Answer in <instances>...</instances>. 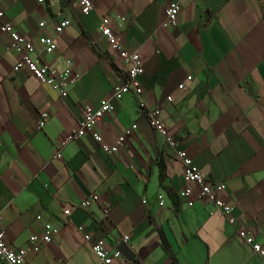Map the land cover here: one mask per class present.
<instances>
[{"label":"crops","instance_id":"0c3cea01","mask_svg":"<svg viewBox=\"0 0 264 264\" xmlns=\"http://www.w3.org/2000/svg\"><path fill=\"white\" fill-rule=\"evenodd\" d=\"M168 1L91 0L82 14L74 0H0L4 17L32 39L34 56L59 70L70 61L77 75L59 97L28 72L12 70L18 53L6 49L8 37L0 32V228L11 248L27 246L45 223L59 231L24 264H98L75 231L79 225L111 251L128 237L133 258L120 256L116 264H264L236 235L238 228L264 225V0H172L179 5L176 24L162 27ZM103 16L142 60L145 106L158 109L177 147L208 181L225 185L234 224L196 199L195 188L191 207L177 198L184 187L180 164L131 93L95 126L110 145L136 125L117 151L103 152L89 133L60 144L82 104L97 106L124 76L98 33ZM61 18L69 25L55 33ZM38 34L54 38L51 53L41 51ZM41 111L48 117L37 128ZM90 194L98 201L80 209Z\"/></svg>","mask_w":264,"mask_h":264},{"label":"built area","instance_id":"2783aa9c","mask_svg":"<svg viewBox=\"0 0 264 264\" xmlns=\"http://www.w3.org/2000/svg\"><path fill=\"white\" fill-rule=\"evenodd\" d=\"M74 1L82 14H87L92 8L91 0ZM178 11V3L172 0L168 1L163 9L161 26H175ZM37 25L38 27H42L44 22L39 21ZM68 25L69 20L67 18H61L54 23L53 30L55 33H60ZM97 30L98 33L105 38L108 47L116 52L117 57L124 66V76L112 85L109 94L101 99L97 106L82 104L81 115L76 126L67 133L60 144L63 145L68 141L75 140L89 133L92 139L99 143V147L103 152L112 153L117 151L126 137L136 128V125L131 124L124 128L110 145L101 142V136L95 129V126L103 115L109 114L114 110V101L119 100L125 93H131L136 98L137 105L141 108H145V114L151 129L159 134L163 141L173 150V155L180 164L181 178L184 187L177 193V198L181 200L186 207H191L195 200V198H192L191 193L195 188L197 190L196 199L209 203L213 209L224 218L227 224H234L235 219L232 214L233 206L223 195L225 185L223 183H211L208 181L194 165L188 154L183 149L177 147L176 139L168 134L165 125L160 120L158 109L156 107L145 106L142 96L143 91L139 80L140 75L143 73L142 60L139 54L136 51H128L122 46L117 35L109 27L108 18L106 16L100 18L97 24ZM0 32L5 33L8 37L6 49L18 53V58L12 65L13 71L24 70L28 72L39 81V83L48 86L61 98L68 94L69 87L77 77V75L72 72L70 61L67 62V66L64 69L59 70L41 60L40 56H34L35 45L32 39L20 34L18 30L14 28L12 22L4 17L1 9ZM35 39L43 53H51L56 47L54 38L49 35L38 34ZM190 78V75L185 76L186 80ZM177 87L182 88L183 83H178ZM166 99L170 100V96L167 95ZM47 117L48 113L46 111L40 112L36 121L37 128L42 127ZM55 156L59 157L60 153L56 151ZM156 200L158 206H162V194H158ZM97 201V195L90 194L87 198L78 203V207L80 209H87ZM69 213V209L62 211L64 217H68ZM35 219H39V217H35ZM75 231L84 243L89 244L90 250L98 261V264H116V261L120 258V254L116 250H109L104 240L97 239L91 241V236L85 232L84 227L80 225L75 227ZM58 232L57 225L45 223L42 225L38 234L29 236L27 246L11 248L6 243L4 233L0 228V264H24L27 255L37 253L43 245L50 243L53 238L58 235ZM236 235L264 262V225L238 228L236 230ZM126 241H128V237L123 236L122 242L125 243Z\"/></svg>","mask_w":264,"mask_h":264},{"label":"water","instance_id":"95a60500","mask_svg":"<svg viewBox=\"0 0 264 264\" xmlns=\"http://www.w3.org/2000/svg\"><path fill=\"white\" fill-rule=\"evenodd\" d=\"M115 250L120 254L122 258L126 261H130L133 258V253L129 250V248L124 243H119Z\"/></svg>","mask_w":264,"mask_h":264},{"label":"trees","instance_id":"16d2710c","mask_svg":"<svg viewBox=\"0 0 264 264\" xmlns=\"http://www.w3.org/2000/svg\"><path fill=\"white\" fill-rule=\"evenodd\" d=\"M160 164V163H159ZM161 168H162V166L160 165L159 166V170H161ZM161 241H162V247H163V249H165V250H167V244H166V242L164 241V239H163V237L161 236Z\"/></svg>","mask_w":264,"mask_h":264}]
</instances>
